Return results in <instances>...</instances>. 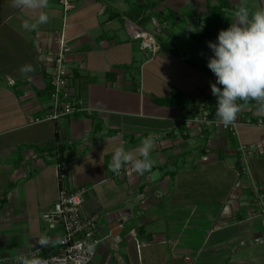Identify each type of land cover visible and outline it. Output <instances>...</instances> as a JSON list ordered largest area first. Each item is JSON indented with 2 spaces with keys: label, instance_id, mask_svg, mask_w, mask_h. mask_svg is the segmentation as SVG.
Returning <instances> with one entry per match:
<instances>
[{
  "label": "crops",
  "instance_id": "1",
  "mask_svg": "<svg viewBox=\"0 0 264 264\" xmlns=\"http://www.w3.org/2000/svg\"><path fill=\"white\" fill-rule=\"evenodd\" d=\"M69 1L71 8L64 12L61 0H49L44 10L48 22L25 31L22 19L34 20L35 14L12 8L11 0H0V178L6 182L0 187V264H8L6 259L22 251H34L41 233L59 240L60 228L49 229L42 214L61 188L80 187L86 188L83 213L100 217L94 234L101 243L92 264H190L195 261L190 254L197 252L192 240L205 245L212 234V264L226 257L224 264H250L264 257V125L240 124L233 134L191 120L201 111L216 117L217 101L209 83L215 76L207 68L212 52L206 42L216 41L221 28L212 38H197L205 31L209 6L216 5L209 0L134 4H148L150 13L169 10L194 21L185 32H167L171 44L178 46L175 37L184 43L179 57L176 51L164 55L166 62L182 64L184 81L179 87L158 79L154 65L162 57L157 37L166 33L169 22H163L166 29L155 36L158 49L153 54L136 35L151 34L159 26L157 17L137 23L126 16L133 6L125 7L123 0ZM193 27L202 30H188ZM62 28L71 45L67 63L86 81L83 92L73 76V88L93 113L37 122L52 106L48 51L53 32ZM25 64L35 71L22 75ZM175 89L181 91L182 103H159ZM245 118L264 120L255 101L242 106L237 120ZM150 132L160 137L152 151L154 175H138L130 166L119 175L108 169L116 147L123 145L138 156L140 141ZM205 179L219 191H226L222 184L229 180L231 193L228 201L221 200L222 209L211 200L210 210L195 211L184 201L190 192L206 197ZM229 229L233 234L225 232ZM238 230L243 231L240 236ZM58 245L39 252H53Z\"/></svg>",
  "mask_w": 264,
  "mask_h": 264
},
{
  "label": "clouds",
  "instance_id": "2",
  "mask_svg": "<svg viewBox=\"0 0 264 264\" xmlns=\"http://www.w3.org/2000/svg\"><path fill=\"white\" fill-rule=\"evenodd\" d=\"M236 7L231 11L230 26L218 32L216 41H207L212 55L207 57V68L214 74L215 82H209L211 94L216 98L215 116L225 127L237 120L243 105L255 101L259 112L264 113V0H234ZM49 0H11V7L21 12L28 10L35 19H22L25 31H34L48 22L45 9ZM191 32L201 29L190 28ZM35 71L31 64L22 65L20 73L27 76ZM243 102V105L240 103ZM160 137L150 132L141 139L139 155L123 145L116 147L108 169L119 175L125 166L138 175L149 173L155 160L152 151ZM159 195V193H158ZM59 241L41 233L32 245L34 251H22L13 258L14 264H48L37 253L40 249L55 246ZM37 245L39 248H37Z\"/></svg>",
  "mask_w": 264,
  "mask_h": 264
},
{
  "label": "built area",
  "instance_id": "3",
  "mask_svg": "<svg viewBox=\"0 0 264 264\" xmlns=\"http://www.w3.org/2000/svg\"><path fill=\"white\" fill-rule=\"evenodd\" d=\"M61 2L64 12H67L71 8L70 2L68 0H61ZM160 33L161 29L156 28L151 34L138 33L136 36L142 38L143 48L149 49L155 54L158 49L155 36ZM70 52L71 45L64 28L55 31L52 34L51 50L48 51L52 64L49 80V97L52 106L44 117L36 119L37 122L54 121L77 113H93V108L86 103L84 98L77 95L73 88V72L67 63ZM191 120L203 126L220 127L234 134L240 124L264 125L263 119L245 118L236 120L225 127L218 123L217 117L210 115L207 111L197 112ZM241 150L245 153V146H242ZM85 192V187L75 190L61 188L57 200L43 212L42 219L47 227L49 229L60 228L61 230L59 245L55 251L47 252L44 256H42L44 252L37 253L47 260L48 264H92L101 243V239L94 234L100 217L98 213L91 215L83 213ZM14 257L6 259V263L14 264Z\"/></svg>",
  "mask_w": 264,
  "mask_h": 264
},
{
  "label": "rangeland",
  "instance_id": "4",
  "mask_svg": "<svg viewBox=\"0 0 264 264\" xmlns=\"http://www.w3.org/2000/svg\"><path fill=\"white\" fill-rule=\"evenodd\" d=\"M126 1H125V3H123L124 0H123V2H121L123 5L125 4V7L129 6L130 3H131L132 6H134V4L140 3L143 0H129V2L128 1L126 2ZM69 2L71 3V1H69ZM250 2L254 4L255 0H250ZM157 3L159 5H161L162 4V0H157ZM209 3L214 4L216 6L223 7V9L220 8L219 14L215 16V19L216 20L219 19L218 22H217V25L219 26V28H221V29L228 28L230 26L231 19H227L226 18L227 17L226 14L231 13V11L236 7V3L234 2V0H209L208 4ZM166 12H167V14H169V10H166ZM188 13L193 14V11H190ZM68 15H69V13L67 14V16L65 18V22H64L65 24H66V20L68 19ZM191 19H192L191 16L189 17V16H186V15L185 16H182V15L179 16L178 15V16H175V17L171 16V15H168L167 16V21L165 23H168V22L170 23V25L168 27L169 29L166 30V33L164 32V33L158 35V37H157V40L160 43V46H162V51L159 50V53H158V56L160 57V55H161L162 57L161 58H157V60H156V62L154 64V65H156V68H157V71H158V76H159L158 79H161L162 81H166L167 80V82H169V83L174 81L173 82L174 85L179 86V87L183 85V81H184L183 80L184 77L181 78V74L183 73V69L181 67L182 64L180 63V61H174V60L170 61V62L169 61L166 62L167 59H165L164 55L165 54H169V52H171V51L172 52L176 51L178 53L177 57H179L180 54H183V49H184L183 45H184V43L182 45V42H181L182 39L178 38V37H175L174 42L178 46H175L173 42H172V44H173L172 45L170 43L171 39H168L167 32L172 30V28H174L176 31H184V32L187 31V28L189 26V21L191 23H194V21L191 20ZM206 21L207 20H205L204 24H206ZM158 23H159V26H157L156 28H160L162 31H163L164 28L166 29V26H167L166 24H162V21H160V22L158 21ZM153 31H154V29H153ZM197 38H199V36ZM176 41H178V42H176ZM187 44H189V43L187 42ZM188 56L194 57L191 54H188ZM175 65L178 67V69L175 67ZM137 78H140V76L137 77ZM72 82H73V80H72ZM73 87H74V85H73ZM218 172L221 174V171L218 170ZM210 182L211 181H208V179L207 180L205 179L202 182V183H204V185H206V188L204 189L206 197L203 196V193H195V192H190L187 197H185V196L183 197L184 201L185 200L189 201V204H190L191 207L194 206V210L195 211H197V210H205V209L210 210L209 207H207V206L209 205L211 200L214 202V207L222 209L223 205L221 203V200L225 199L226 201H228V196L231 193L230 192V187L228 186L229 180H224L223 184H222V186L227 188L226 191H225V189L223 190V188H221L220 191L217 188H212L214 182L213 183H210ZM5 183H6L5 179L1 177L0 178V187L1 186L5 187V185H6ZM220 195H221V197H220ZM191 211H193L192 208H191ZM190 214H192V213L190 212ZM213 214H214L213 212H207V215H209V216H213ZM180 215H182V214H180ZM99 222H100V220H99ZM232 231H233L232 229H229V230H227L225 232H227V234H230V232H232ZM236 232H237V229H236ZM238 232H239V236H240V233H242L243 231L242 230L241 231L238 230ZM232 234H233V232H232ZM212 235H211L210 238L208 237L206 239L205 245H202L201 241H199L198 238H195L194 240H192L193 244H195L193 246V248H194L193 251H197V252H195V254H192V253L190 254L189 258L190 259L191 258L195 259V261L191 262L190 264H212L211 261H208V259L210 257L212 258L215 255L211 251L212 250L211 246H213L212 242H214L216 237H214ZM198 242H200V244ZM248 248L251 251L256 252V253L257 252L258 253L262 252V250L260 248H258L257 246H255V247L254 246H249ZM198 251H199V255H198ZM220 252H221V255L224 256V252H222V251H220ZM218 256H220V255H218ZM262 258H264L263 255L253 259V261H251L250 264H261L262 263ZM212 259H213V262L216 261L214 258H212ZM225 259L226 260H223V261H221L219 263L217 262V263L218 264H224L225 263L224 261L228 262V257H226Z\"/></svg>",
  "mask_w": 264,
  "mask_h": 264
},
{
  "label": "trees",
  "instance_id": "5",
  "mask_svg": "<svg viewBox=\"0 0 264 264\" xmlns=\"http://www.w3.org/2000/svg\"><path fill=\"white\" fill-rule=\"evenodd\" d=\"M149 5H143V6H139V5H135L133 6L129 11L126 12V16L129 17V19H132L133 21L140 23V24H147L149 23V21L153 18V17H157L158 21H163L166 22L167 21V16L171 15V16H178L177 14H175L172 11H169V14L167 13H163L161 11H157L156 13H150L149 12ZM223 9V7L221 6H209V13L210 15L208 16V18L206 19V26H205V31L199 35V37L201 39H205V38H212V34L215 35L217 30H219V26L217 25V22L219 19H215V16L219 14V10ZM74 73V81L76 84L80 85L82 87L83 92L86 90L85 87V80H83V78H80V76L78 74ZM77 79H80V81L78 82ZM179 102L182 103L181 101V91L175 89L172 92L171 97L169 98H165V99H161L159 100V103L161 104H172L174 102ZM241 104L243 102H240ZM196 110H198L196 108ZM197 113V112H196ZM195 113V114H196ZM194 114V115H195ZM254 120V119H253ZM234 134V133H233ZM62 146L59 147V155H58V159L60 161V163H62L63 159V155H62ZM61 166V165H60ZM45 253L42 254V256H44Z\"/></svg>",
  "mask_w": 264,
  "mask_h": 264
}]
</instances>
